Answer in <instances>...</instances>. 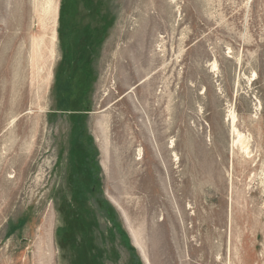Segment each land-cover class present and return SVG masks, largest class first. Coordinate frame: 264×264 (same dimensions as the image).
Wrapping results in <instances>:
<instances>
[{"label":"rangeland","instance_id":"rangeland-1","mask_svg":"<svg viewBox=\"0 0 264 264\" xmlns=\"http://www.w3.org/2000/svg\"><path fill=\"white\" fill-rule=\"evenodd\" d=\"M234 263L264 264V0H0V264Z\"/></svg>","mask_w":264,"mask_h":264},{"label":"bare ground","instance_id":"bare-ground-1","mask_svg":"<svg viewBox=\"0 0 264 264\" xmlns=\"http://www.w3.org/2000/svg\"><path fill=\"white\" fill-rule=\"evenodd\" d=\"M232 120H233V117H232ZM237 132V131H236ZM236 135H237V137H238V140H237V143L241 146V148H243L244 149V152L246 153L247 152V148L246 147H243V143H242V141H241V139H242V137L240 138V136H243V135H240L239 136V134L238 133H236ZM236 137V138H237ZM236 145V144H235ZM242 154V153H241ZM251 158V157H250ZM191 183V182H190ZM178 202V201H177ZM183 202V201H182ZM181 208V207H180ZM181 211V210H180ZM169 215V214H168ZM188 215V214H187ZM184 216V215H183ZM199 217V216H198ZM197 218V217H196ZM193 220L194 218H186V220ZM202 219V218H201ZM173 221V220H172ZM171 221V222H172ZM186 222V221H185ZM173 226V225H172ZM182 227V226H181ZM195 228V227H194ZM178 230V229H177ZM191 230V229H190ZM183 231V230H182ZM189 231V230H188ZM205 231V230H204ZM208 245V244H207ZM220 252V251H219ZM200 257V256H199ZM218 258V257H217ZM235 264V263H234Z\"/></svg>","mask_w":264,"mask_h":264}]
</instances>
